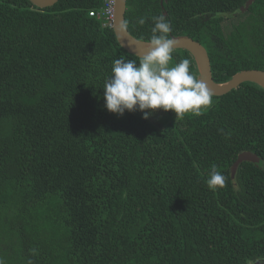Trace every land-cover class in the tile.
Returning a JSON list of instances; mask_svg holds the SVG:
<instances>
[{"label":"trees","instance_id":"1","mask_svg":"<svg viewBox=\"0 0 264 264\" xmlns=\"http://www.w3.org/2000/svg\"><path fill=\"white\" fill-rule=\"evenodd\" d=\"M247 2L128 0L126 26L150 41L165 15L168 37L202 43L226 83L264 71V0ZM103 4L0 0V264H264V89L244 83L158 124L108 112L113 61L140 58L90 16ZM172 55L198 78L188 51ZM244 152L261 161L233 178Z\"/></svg>","mask_w":264,"mask_h":264},{"label":"clouds","instance_id":"2","mask_svg":"<svg viewBox=\"0 0 264 264\" xmlns=\"http://www.w3.org/2000/svg\"><path fill=\"white\" fill-rule=\"evenodd\" d=\"M152 20L148 50L139 63L123 58L113 61L111 74L103 86L104 108L117 116L140 111L145 120L160 109L173 111L177 118L189 113L200 115L212 104L213 92L202 79L190 73L189 59L169 67L176 47V41L168 37L170 21L163 14L153 16ZM138 23L143 25L145 18H139ZM121 26H125L123 22ZM206 183L210 190L216 191L225 186L226 178L213 167Z\"/></svg>","mask_w":264,"mask_h":264},{"label":"water","instance_id":"3","mask_svg":"<svg viewBox=\"0 0 264 264\" xmlns=\"http://www.w3.org/2000/svg\"><path fill=\"white\" fill-rule=\"evenodd\" d=\"M36 7L46 9L55 6L59 0H30ZM163 1V0H162ZM256 0H248L242 11H247ZM128 0H116V9L113 18V30L119 44L130 54L142 58L147 53L149 41H141L135 38L126 26V13L128 9ZM121 22L125 25L121 26ZM171 39L176 41L175 50H186L194 58L198 69V78L202 79L213 96L221 97L238 89L244 83H254L264 89V71L262 70H243L235 74L232 79L226 83H217L214 80L212 62L207 48L199 41L189 36H173ZM174 50V51H175ZM259 163L261 159L252 152L240 154L238 160L232 167V177L235 178L239 166L244 162ZM260 264V262H258Z\"/></svg>","mask_w":264,"mask_h":264},{"label":"built area","instance_id":"4","mask_svg":"<svg viewBox=\"0 0 264 264\" xmlns=\"http://www.w3.org/2000/svg\"><path fill=\"white\" fill-rule=\"evenodd\" d=\"M111 10V14L109 13ZM116 9V0H104V4L100 10H93L90 12L91 17H100L104 20V25L113 27L114 12Z\"/></svg>","mask_w":264,"mask_h":264},{"label":"rangeland","instance_id":"5","mask_svg":"<svg viewBox=\"0 0 264 264\" xmlns=\"http://www.w3.org/2000/svg\"><path fill=\"white\" fill-rule=\"evenodd\" d=\"M169 67H172V64L171 63L169 64ZM168 114L169 115H173L175 113L173 111H167L166 112L163 109H160V110H156L155 114L152 115V116H150L149 118H150L151 121H154V122H156L158 124L159 123L158 119L159 118H162V117H165Z\"/></svg>","mask_w":264,"mask_h":264}]
</instances>
